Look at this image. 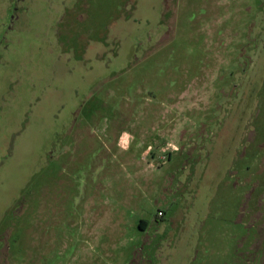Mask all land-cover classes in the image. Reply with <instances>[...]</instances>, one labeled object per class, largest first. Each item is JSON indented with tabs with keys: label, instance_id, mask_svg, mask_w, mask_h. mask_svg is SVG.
Returning <instances> with one entry per match:
<instances>
[{
	"label": "rangeland",
	"instance_id": "rangeland-1",
	"mask_svg": "<svg viewBox=\"0 0 264 264\" xmlns=\"http://www.w3.org/2000/svg\"><path fill=\"white\" fill-rule=\"evenodd\" d=\"M263 193L264 0H0V264H235Z\"/></svg>",
	"mask_w": 264,
	"mask_h": 264
},
{
	"label": "flooded vegetation",
	"instance_id": "flooded-vegetation-1",
	"mask_svg": "<svg viewBox=\"0 0 264 264\" xmlns=\"http://www.w3.org/2000/svg\"><path fill=\"white\" fill-rule=\"evenodd\" d=\"M168 42H169V40L168 41L164 40L154 50L156 51V50L162 48ZM83 133H84V131L82 129H79L76 123L72 125V127L70 128V131L68 133V135H70V138H72V145L77 143L76 141L78 140V138L83 137ZM64 141L65 140L63 137H60L58 139V142L60 144L64 143ZM71 148L72 147L69 146V144H68V145H64L63 150L65 152ZM74 150H75V147H74ZM166 183H168V181H166ZM181 186L183 188L184 184H181ZM163 188L165 189V187H163ZM256 210H257L256 211L257 213L255 215V220L262 222V224H261V226H259L256 229L255 234L253 236L252 244L250 246H247L246 249H240V245H239V249L236 251L235 264H255V263H257L258 259H260L259 264H264V193L260 196ZM159 215H162L161 211L159 212ZM153 225L151 226L145 221H142L140 223L142 230L143 231L145 230L146 232L152 231V230H149L148 228L150 227V229H154ZM156 231H157L156 229L153 231L154 234L152 237H154V238L157 237ZM152 237H150V239H152ZM244 243H245V241L242 242V244H244ZM142 250H143L142 252H140L138 250L135 253L133 260L129 264H153L150 255L147 254V252H145L144 249H142Z\"/></svg>",
	"mask_w": 264,
	"mask_h": 264
}]
</instances>
